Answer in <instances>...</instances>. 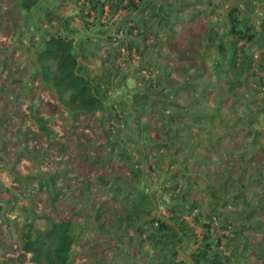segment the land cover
Segmentation results:
<instances>
[{
	"label": "trees",
	"instance_id": "1",
	"mask_svg": "<svg viewBox=\"0 0 264 264\" xmlns=\"http://www.w3.org/2000/svg\"><path fill=\"white\" fill-rule=\"evenodd\" d=\"M86 2L124 25L75 37L51 0H0V192H25L30 216L0 264H264V0ZM134 55L148 63L127 109L109 94ZM61 116L95 118L103 136L72 140ZM205 143L222 151L199 155ZM168 160L199 166L204 186L182 171L162 214L143 165Z\"/></svg>",
	"mask_w": 264,
	"mask_h": 264
},
{
	"label": "rangeland",
	"instance_id": "2",
	"mask_svg": "<svg viewBox=\"0 0 264 264\" xmlns=\"http://www.w3.org/2000/svg\"><path fill=\"white\" fill-rule=\"evenodd\" d=\"M54 3V6H56L60 12L65 15V17H72V20L69 21V28L73 29L76 32H73V36L78 37L80 35H89L95 39H103L107 38L109 34L114 35V31L124 25L123 21L126 17V15L122 12L110 17L107 16V13L104 12L102 15L96 16L95 14L89 13L87 10V2L86 0H51ZM215 3H218V0H214ZM228 7V4L224 5V9ZM106 7L104 10L106 11ZM217 11H222L219 7H217ZM225 11V10H224ZM261 12L259 10L255 11L253 14L256 18L260 17ZM95 15V17H94ZM86 23L92 24L90 27H87ZM56 26V24H54ZM55 30V28L53 29ZM120 35V34H119ZM119 35H115L116 38ZM108 41V40H107ZM257 55V52H255V56ZM165 59L161 58L159 60L163 62ZM148 63V59L140 61L138 56L134 55V57L129 60L125 65H122L123 68V73L118 75L115 78V84L112 87L110 91V98L114 100V102L117 101L121 104H124L127 106V109L130 108L128 106V101L132 95V92L138 87V84L136 83L137 77H140L144 71H139V69L142 66H146ZM97 65V63H93L91 66L94 68ZM237 91H239L241 97L246 98L248 96H252V93L247 90V88H238ZM167 93H161L158 92L157 94L154 93V95H158V97H163ZM213 93L210 94L211 98L213 97ZM225 107L228 108L227 110L228 113H232V110L230 109V104H231V98H227L224 100ZM47 105L48 111L53 112L58 110L57 107L54 104L45 103ZM118 104V103H117ZM234 109L242 110V106L234 105ZM61 121H62V126L67 129V133L73 132L72 135H70L71 139L74 140L75 134L77 132H82V131H91L90 137H94L96 133H99L100 136H103V132L101 131V128L104 126L100 123V121L94 119H90V116L85 117L84 119H81L80 123L78 126L76 125L77 123L68 117L61 116ZM80 120V119H79ZM88 127L89 130H86L85 128ZM214 134L216 136L219 135H225L227 131V126L226 128L221 127L217 123L214 125ZM121 131L123 135H129L130 132L124 127ZM88 136V135H87ZM47 148V146L45 147ZM215 145L214 148L211 147L209 149L208 145L205 143L204 146H200L197 148V153L200 154H205V153H212V152H220L221 148L216 149ZM51 156H54L53 153L50 154ZM151 157V156H150ZM155 157V156H154ZM182 157V156H181ZM180 156L177 157L178 160L181 159ZM176 158V157H175ZM49 160V159H48ZM149 160H153V158H149ZM170 160L160 163L158 169H151L148 171L146 165L148 162H145L146 164L143 165V170L145 172L144 177L142 179V183L145 184L146 190L155 192L157 194L156 196L158 197L160 201V206L159 210L161 211L162 214H165V209L164 205L168 204L172 201L171 199V185L178 182V185H182V188L185 187L184 184V179L179 177L180 173H184L186 177L190 180H194L195 184L197 187H203L204 186V181L202 178H197V176H191L192 174L196 173L198 174L200 171L199 166L195 167L193 166L191 168V174L189 173L187 176V169L181 170V168L178 165L174 166H169ZM149 164V163H148ZM23 166L26 168L25 163H23ZM154 167V165L152 166ZM184 171V172H182ZM176 175L177 178H175ZM2 183L8 185V187H16V186H10V180L9 179H2ZM192 197L199 198L200 194L199 193H192ZM0 204L2 206L1 214L2 216V227L0 228V241L2 237L8 240H15L17 237L18 229L19 227L23 224V222L27 219L30 218L29 212L24 209L28 205V197L25 195V192H19L17 191H10V192H0ZM204 204V202H203ZM233 211L234 207L231 205H227L224 211ZM43 214V210L39 211V215ZM222 232H226L225 230L223 231H218L216 229L211 230L212 237H217L219 236ZM198 237H201V234L198 235ZM216 239V238H214ZM115 243V240L111 241V244ZM222 244L224 241L222 240ZM98 246L100 249L106 247V244L103 242H99ZM196 247V246H194ZM80 248H84V246H80ZM3 252L0 251V254ZM111 252H106V255L109 257Z\"/></svg>",
	"mask_w": 264,
	"mask_h": 264
}]
</instances>
